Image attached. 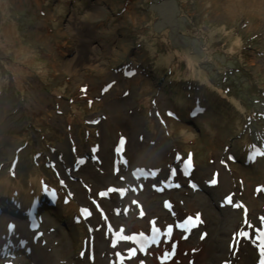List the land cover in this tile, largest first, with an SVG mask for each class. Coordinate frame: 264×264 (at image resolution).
Wrapping results in <instances>:
<instances>
[{"label": "rangeland", "instance_id": "1", "mask_svg": "<svg viewBox=\"0 0 264 264\" xmlns=\"http://www.w3.org/2000/svg\"><path fill=\"white\" fill-rule=\"evenodd\" d=\"M260 95L264 0H0V264H160L142 238L164 224L194 250L180 264H260L264 235L233 239L264 217ZM46 162L74 166L66 186Z\"/></svg>", "mask_w": 264, "mask_h": 264}, {"label": "snow or ice", "instance_id": "2", "mask_svg": "<svg viewBox=\"0 0 264 264\" xmlns=\"http://www.w3.org/2000/svg\"><path fill=\"white\" fill-rule=\"evenodd\" d=\"M156 115H158L157 113H155ZM167 115L169 117H172L174 115V113H172L171 111H169L167 113ZM193 115H196V112L195 110L193 111ZM120 145H123L124 144V141L121 140L120 142ZM178 162L180 163H184V158L181 157V156H177L176 157ZM251 158V157H250ZM229 159H233L232 157H229ZM81 164L84 163L83 160L80 161ZM115 163V162H114ZM187 163L188 165H191L193 163V154L189 153L188 156H187ZM222 164H225L226 161H222L221 162ZM177 174H182V170L180 172L177 171L176 168H173V169H170L169 171V175L170 176H175ZM211 184L215 185L217 183L216 179H212L210 181ZM45 194L46 195H49V189H48V186L45 182ZM52 195H55L56 193L55 192H52L51 193ZM106 195V191H99L96 193V196L99 197V198H103L104 196ZM227 201L229 204L232 203V196L229 195L228 197H226ZM235 207H241L242 205L237 202L235 205ZM245 213H247V210L245 209ZM143 215V213H142ZM102 219H103V214H102ZM195 221H201V216L199 213H197L195 216H187L186 217V220L185 221H181L180 224L178 225H175L176 228H180L181 230H183V225L186 223V222H195ZM155 223L154 221H150V224H153ZM245 225L247 226L248 229H250L251 231H241V232H237L234 234L233 236V239L235 241H238V238L243 236V238L245 239H249V240H252L253 242H257V246L260 247L259 243H258V240H259V237L261 235H264V217H261L260 218V224L259 226H255L253 224H251L249 221L245 220ZM198 225L193 223V227H197ZM173 229H174V225L173 224H164L162 227H157L156 228V232L160 235V239L159 240H153V244L157 247H160L161 246V242L164 244V245H168V244H171L172 247L171 249H168L167 247H164V250H163V254L161 257H159L158 259L162 260V261H166L170 256H173L175 254V251H176V244L175 242L172 241L171 239V233L173 232ZM255 233V235H252V233ZM186 238V237H185ZM232 246L230 245V248ZM84 253H82L83 255ZM117 255V262L119 260V253L116 254ZM262 256H264V251H262ZM227 264V262H226ZM260 264H264V258H262L260 260Z\"/></svg>", "mask_w": 264, "mask_h": 264}, {"label": "bare ground", "instance_id": "3", "mask_svg": "<svg viewBox=\"0 0 264 264\" xmlns=\"http://www.w3.org/2000/svg\"><path fill=\"white\" fill-rule=\"evenodd\" d=\"M75 149V148H73ZM20 150L19 149L18 151H15L14 152V156H15V159L12 160L11 162V168L13 171H15L14 173H17L16 170L18 169V165H19V161H20ZM37 153H40V152H37ZM13 156V157H14ZM63 156H61V153H59L57 156H56V162L58 163V159H62ZM39 158V156H38ZM63 160V159H62ZM55 163V165L53 164H50V165H53V168H51L50 166H48L47 162L45 163L46 166H48V168L52 171L53 173V178H51L53 180V182L56 184L57 187H60V185H63V186H66L65 185V182L68 180L69 176L72 175L73 171H74V166L73 168L71 167V169L69 170H66L65 171H61V166H58V164ZM85 167V166H84ZM87 169V168H86ZM67 171H70V172H67ZM82 171V174L85 175V169L82 167L81 170ZM219 172L221 173V177L223 178L224 177V173L221 171V169H219ZM38 200V199H37ZM41 204L43 203L42 200H40ZM171 235V239L173 242H175L176 244V250L178 251V261H179V264L180 263H183L185 261V258L186 261H188L190 259V256H191V253L194 251L192 248H183L181 247V243H180V240L181 238L179 236H176V235H173V234H170ZM159 236V237H158ZM160 239V235L155 231L153 236L151 235H148V237L146 236L145 238H142V240H147V243H152L153 240H159ZM142 246H145L146 244L144 242L141 243ZM164 247H167L168 249H171L172 245L171 244H168V245H162L161 247V251L163 252L164 250ZM173 259H175L174 256H170V262L168 263V261H166L167 263L166 264H175L173 262ZM159 260V259H158ZM160 264H163L164 261L162 260H159Z\"/></svg>", "mask_w": 264, "mask_h": 264}, {"label": "trees", "instance_id": "4", "mask_svg": "<svg viewBox=\"0 0 264 264\" xmlns=\"http://www.w3.org/2000/svg\"><path fill=\"white\" fill-rule=\"evenodd\" d=\"M162 63V62H161ZM162 65H163V63H162ZM154 68L153 69H155L156 70V68H155V66H153ZM168 66H166V73H167V75L170 77V80L175 84V86L176 85H181V84H183V86L182 87H184L185 88V86H187V88H192L193 86L194 87H200V85L201 84H203V86H209L207 83H206V85L203 83V82H200V80H199V74L200 73H195L194 71H191V72H185V70H183L185 67L184 66H181L180 67V69H172V68H169ZM237 69V68H236ZM235 69V70H236ZM205 71V70H204ZM182 72H183V74H182ZM206 74L208 73V72H205ZM185 74H187V75H185ZM201 75H203V74H201ZM173 76H176V78H173ZM187 76V77H186ZM229 76V75H228ZM228 76H225L226 78H228ZM191 80V81H190ZM188 81H190V83L189 84H186V82H188ZM227 82V80H225V83ZM198 85V86H197ZM212 87L214 88V89H216L215 91H219L220 92V94L218 95L219 97H221L222 99H228V101L229 100H231V102H232V96H229V92H230V87H224L223 89L222 88H220V87H217L216 85H214L213 83H212ZM207 88V87H206ZM180 91H184L183 89H180ZM254 92V91H253ZM252 92V93H253ZM255 100H262V101H264V97L262 96V95H260L258 98H254ZM233 107H234V109L236 110V112L242 117V118H244V120H245V118L247 119L248 117H249V119H254V118H256V116H258L259 115V112L258 111H256V112H258V113H255V111L253 112V114L251 115V114H247L248 113V109L246 110V109H244V107H243V105H241L240 104V108L238 107V105L237 104H235V105H233ZM244 116V117H243ZM241 117H240V119H241ZM260 117V116H259ZM243 120V121H244ZM255 121H256V119H255ZM260 125L261 126H263V124H264V117L263 118H260ZM254 122V121H253ZM239 123H241L240 121H239ZM251 124L253 125V123H252V121H251ZM250 139V138H249ZM242 144H244L243 145V148H245V146H248L249 145V141H248V139H243V142H242ZM43 206V205H42ZM40 209V208H39ZM40 211V210H39Z\"/></svg>", "mask_w": 264, "mask_h": 264}]
</instances>
